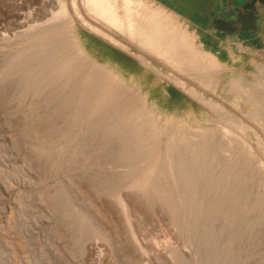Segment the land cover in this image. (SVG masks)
Listing matches in <instances>:
<instances>
[{"label":"rangeland","instance_id":"374dc122","mask_svg":"<svg viewBox=\"0 0 264 264\" xmlns=\"http://www.w3.org/2000/svg\"><path fill=\"white\" fill-rule=\"evenodd\" d=\"M114 1L121 16L123 0ZM127 1L142 16L164 18L144 0ZM83 4L0 0V264H264V120L251 119L259 108L228 86L254 82L264 58L256 68L237 64L228 70L219 63L212 88L129 36V45L137 47L124 51L155 68L160 62L171 72L162 77L174 84L183 79L184 92H196H186L192 101L187 108H165L160 96L147 99L93 48L85 35L92 31L81 20L108 34L110 28ZM53 32L71 37L83 55L58 77L52 70L41 75L37 57L44 36ZM113 32L115 39L128 37ZM101 80L117 88L115 96L93 95L89 86ZM130 100L129 107L139 103L138 108L130 111ZM135 109L154 113L152 121L139 119L145 122L142 134V125L131 118ZM159 128L160 136L152 139L151 131ZM201 131L212 133L213 143L187 161L185 143ZM199 162L202 172L191 177ZM169 191L173 199L165 200Z\"/></svg>","mask_w":264,"mask_h":264},{"label":"bare ground","instance_id":"6f19581e","mask_svg":"<svg viewBox=\"0 0 264 264\" xmlns=\"http://www.w3.org/2000/svg\"><path fill=\"white\" fill-rule=\"evenodd\" d=\"M73 1V0H72ZM120 1V0H119ZM83 5L85 6L86 10L96 19H99L100 21H102V23L104 22L110 29H115V30H121L123 32H125L128 37H132L134 39H136L138 42L141 43V47L143 49H149L152 50L156 55L162 57L165 61H167L168 63L172 64L173 66L179 68L182 72L184 73H193L196 78L200 79V83L202 85H205L207 87H212L215 88L218 84V79L213 78L212 73L219 69L220 65L219 62L216 61V59L211 55V54H207V53H203L200 51H197L196 49H194L191 45L185 44L183 41H181V39H177L176 40V32L174 31V27L173 28H165L163 27L154 17H150V16H142L141 13L139 12V10L135 9L134 7H132L131 3L127 0H123L122 5H121V10L123 12V14L120 16L118 14L119 8H118V4L120 3H115L114 0H83ZM63 5V4H62ZM62 5L60 6V13L61 16H63V12L65 9H63ZM76 10V7H74ZM55 18V17H54ZM64 19V18H63ZM53 20V19H52ZM83 21L84 25H87L88 28H90V30L93 33L99 34L102 37H104L105 39H107L108 41L112 42L115 45L121 46L123 47V44L120 43L117 39H115L112 35L108 34L107 32L103 31L101 28L95 26V25H90L88 22L84 20ZM52 22V21H51ZM162 22V21H161ZM50 23V22H48ZM64 23V22H63ZM61 23V24H63ZM60 24V25H61ZM65 24V23H64ZM49 25V24H48ZM44 28V27H43ZM65 28V27H64ZM69 28V27H68ZM38 30V29H37ZM66 30V29H65ZM69 30V29H68ZM68 32V31H67ZM64 33V32H63ZM62 33V35H60L59 33H50V34H46L44 37H46V41L44 39V43L43 45H41V47L39 48L38 51V56L39 58H41V61L43 66L41 67L42 72L40 73L41 75H43L42 73L46 72V70H52L53 72H55V76L59 75H63V74H67L68 68L75 62L78 61L80 59H82V54L79 51V49L76 48L73 40L71 37H65L64 38V34ZM70 33V32H68ZM37 34V33H36ZM43 37V38H44ZM129 37V39H131ZM38 39V38H37ZM132 40V39H131ZM37 41V40H36ZM42 42V41H40ZM38 44V43H37ZM33 45V44H32ZM30 45V47L32 46ZM35 45V44H34ZM78 46V44H77ZM36 47V46H35ZM36 49H38L36 47ZM126 50V49H125ZM140 50V49H139ZM36 53V52H35ZM142 53V52H141ZM87 54V53H86ZM139 55V54H138ZM134 56V55H133ZM145 56V55H144ZM40 59H37V61H39ZM35 61V63L37 62ZM139 61V60H138ZM40 62V61H39ZM79 62V61H78ZM90 63V62H89ZM83 64V63H82ZM152 64V63H151ZM87 66V65H86ZM75 67V66H74ZM84 68V66H82ZM152 67V65H151ZM39 68V67H38ZM78 68V67H77ZM82 68V69H83ZM40 69V68H39ZM37 69V70H39ZM81 69V68H80ZM152 69H154L155 71H158L156 68L152 67ZM41 71V70H40ZM78 71V69H75V73ZM220 71V70H219ZM218 71V72H219ZM261 75L256 74L255 76V81L254 82H250V83H242L241 79H239L241 82L237 81H232L228 83V86L230 87L229 90L234 89L236 91H238L239 93H242L245 97V100L251 103H253V105L255 106V108H259L257 113L253 114L254 116L251 118L253 120H255L256 122H260L261 120H264L263 118V109L264 108V69L261 68ZM71 72V71H70ZM86 72V71H85ZM98 72V71H97ZM110 72V71H109ZM204 72V75H200L201 73ZM38 73V74H39ZM58 73V74H56ZM74 73V74H75ZM79 73V72H78ZM76 73V75L78 74ZM93 73V72H92ZM53 74V75H54ZM81 74V73H80ZM40 75V76H41ZM45 75V74H44ZM48 74L45 75V77ZM58 75V76H59ZM75 75V76H76ZM82 75V74H81ZM96 75V74H95ZM94 75V76H95ZM50 76V75H49ZM54 76V77H55ZM57 76V77H58ZM164 76V75H162ZM31 77V75H30ZM38 77V76H37ZM73 77V76H72ZM81 77V76H80ZM165 77V76H164ZM163 77V78H164ZM177 76H175L176 78ZM249 77V76H248ZM28 78V77H27ZM50 78V77H49ZM52 78V77H51ZM62 78V77H61ZM74 78V77H73ZM96 78V77H95ZM94 78V79H95ZM239 78V77H238ZM55 79H58L55 77ZM253 79V78H252ZM72 80V79H71ZM81 80V79H80ZM107 80V79H106ZM110 78H108L107 81H109ZM49 81V80H48ZM79 81V80H78ZM83 81V80H82ZM88 81V79H87ZM104 81L102 83V80L99 84H91L89 86L90 91H94L93 95L96 96H100L103 98H110L112 97L116 91L117 88L113 87V86H108V82ZM185 81V80H184ZM247 81V80H246ZM249 81V80H248ZM38 82V81H37ZM71 82V81H70ZM74 82V81H73ZM93 82V81H91ZM226 83V82H225ZM52 84V83H51ZM50 84V85H51ZM79 84V83H77ZM76 84V85H77ZM85 84V83H84ZM83 84V85H84ZM124 84V83H123ZM200 84V85H201ZM244 84V85H243ZM245 84H250L253 89H246L245 88ZM28 85V84H27ZM74 85V84H73ZM75 85V86H76ZM86 85V84H85ZM176 85L182 87L185 89L184 87V83H183V79L182 80H177ZM67 86V85H66ZM71 86V85H70ZM69 86V87H70ZM80 86V85H79ZM127 87V86H126ZM130 87V86H128ZM190 87V86H189ZM80 88V87H79ZM83 88V87H82ZM81 88V90H82ZM139 88V87H138ZM137 88V89H138ZM74 89V88H73ZM88 90V88H85ZM122 89V87H121ZM125 89V88H124ZM134 89V88H133ZM84 90V89H83ZM83 90L81 92H83ZM78 91H80L78 89ZM77 91V92H78ZM85 91V90H84ZM125 91V90H124ZM137 91V90H136ZM186 91V90H185ZM232 91V90H231ZM235 91V92H236ZM88 92V91H87ZM86 92V93H87ZM120 92V91H119ZM118 92V93H119ZM130 92V91H129ZM189 94H195L196 92L192 89H189L186 91ZM226 92V91H225ZM117 93V94H118ZM120 94V93H119ZM131 94V93H130ZM139 94V93H138ZM201 93H199L198 95H200ZM241 94V95H242ZM90 95V94H89ZM92 95V93H91ZM116 95V94H115ZM114 95V96H115ZM128 95V93L126 94V96ZM137 95V94H136ZM140 95V94H139ZM119 96V95H117ZM141 96V95H140ZM130 97V96H129ZM94 98V97H93ZM92 98V102H94L95 100L97 101L96 97L95 99ZM117 98V97H115ZM125 98V97H124ZM134 98V97H133ZM128 99V98H127ZM113 100V98H112ZM115 100V99H114ZM88 101H91L90 99H88ZM110 102V100H108ZM120 101V100H118ZM123 101V98H122ZM121 101V102H122ZM235 101V100H234ZM244 101V100H243ZM131 100L128 102H124L126 107H129ZM134 102V101H133ZM132 102V103H133ZM139 102V101H137ZM99 103V102H98ZM97 103V104H98ZM216 103V102H215ZM215 103L211 104L210 106L216 110H218L219 108H221L220 106L216 105ZM92 103L87 102L86 106L91 105ZM96 104V103H95ZM94 104V105H95ZM97 104L95 106H97ZM103 104V103H102ZM111 104V102H110ZM107 105L108 107L110 106ZM119 104V103H118ZM117 104V105H118ZM134 104V103H133ZM139 103H137V105H132V109L134 108H138ZM250 104V103H249ZM100 105V104H99ZM120 105V104H119ZM118 105V106H119ZM251 105V104H250ZM93 106V107H95ZM103 106V105H102ZM101 106V107H102ZM113 106V104L111 105V107ZM124 106V108H125ZM130 106V107H131ZM142 105H140L141 107ZM99 107V106H98ZM100 107V109H101ZM106 107L103 106V110L106 109L104 108ZM107 107V108H108ZM114 107V106H113ZM129 107V109H130ZM238 107V106H236ZM87 108V107H86ZM89 108V107H88ZM122 108V107H121ZM119 108V109H121ZM143 108V107H142ZM145 108V107H144ZM97 109V107H96ZM100 109H97L98 112L96 113H101L102 110L100 111ZM111 109V108H110ZM109 109V110H110ZM113 109V108H112ZM115 109V108H114ZM113 109V112H114ZM128 109V110H129ZM108 110V109H107ZM127 111V110H125ZM130 111H132L130 109ZM254 111V110H253ZM110 112H112L110 110ZM112 112V113H113ZM120 113V110H119ZM121 113L123 115V113L121 110ZM264 113V112H263ZM118 116L120 114H118V111L116 113ZM115 114V115H116ZM126 114V113H125ZM128 114V113H127ZM132 119L136 118L138 121H136V123L138 122V124L142 127H139L138 133L142 134L143 133V124L145 123H141L146 119H152L153 118V111L152 110H148V109H135L134 112L132 113ZM157 114V113H156ZM155 114V115H156ZM252 114V113H251ZM250 114V115H251ZM250 117V116H249ZM122 118V117H121ZM125 118L127 119L128 117ZM174 118V117H173ZM218 118V117H217ZM227 118V117H226ZM141 119V120H139ZM228 119L231 121H234L235 119L233 118V115H228ZM122 120V119H121ZM129 120V118H128ZM158 120V119H157ZM172 120V119H171ZM131 121V120H130ZM152 121V120H151ZM218 121V120H217ZM225 121V120H224ZM125 122V121H124ZM128 122V121H127ZM172 122V121H171ZM184 122V121H183ZM229 122V121H228ZM264 122V121H263ZM126 123V122H125ZM151 123V122H150ZM130 124V123H128ZM149 124V123H148ZM138 125V126H139ZM146 125V124H145ZM150 125V124H149ZM185 125V124H184ZM113 126V125H112ZM155 126V125H154ZM134 128L137 126H133ZM147 125L145 126L146 129ZM160 127V126H159ZM168 127V126H167ZM192 127V126H191ZM138 128V127H137ZM134 131H136V129ZM154 128V127H153ZM193 128V127H192ZM198 128H202V127H198ZM172 130V128H170ZM189 129V128H187ZM115 130V129H114ZM159 129H154V131H151L150 135L153 136L152 139H154V137H157V134L159 131ZM133 131V132H134ZM168 131V130H167ZM170 131V130H169ZM132 132V131H131ZM132 132V133H133ZM146 132V131H145ZM144 132V133H145ZM171 132V131H170ZM136 133V132H135ZM147 133V132H146ZM164 133V132H163ZM219 133V132H218ZM224 133V132H223ZM170 134V133H169ZM198 135L195 136V138L191 139V141L188 140V142L185 143V149L188 153V157H187V161H191V160H197V156L198 154L203 151L204 149H206L209 145H211L212 142V137L213 134L209 133L208 131H201V132H197ZM159 135V134H158ZM168 135V134H167ZM177 137L180 134H176ZM140 136V135H138ZM146 136V135H145ZM149 136V135H148ZM150 136V138H151ZM160 136V135H159ZM223 137H228V134L224 133L222 134ZM144 137V136H143ZM169 137V135H168ZM141 138V137H140ZM156 139V138H155ZM190 139V138H189ZM150 140V139H149ZM175 140V139H174ZM176 141V140H175ZM228 141L229 140H225ZM145 142V141H144ZM151 142V140H150ZM154 142V141H153ZM178 142V141H177ZM156 144V143H155ZM155 144L153 146H155ZM175 144V143H173ZM152 145V144H151ZM146 146V145H145ZM152 146V147H153ZM173 147V146H172ZM180 147V146H179ZM148 149V148H147ZM234 149V148H233ZM170 150V149H168ZM176 150V149H175ZM174 150V152L176 153V151ZM180 150V149H179ZM166 152V151H165ZM147 154V153H146ZM153 155V154H151ZM148 156V157H153V156ZM175 156V155H174ZM178 156V155H177ZM147 157V158H148ZM184 157V156H183ZM168 158V156H167ZM169 158H171V156H169ZM149 160V159H148ZM148 160L146 159V161L148 162ZM154 160V159H153ZM164 160V159H163ZM185 160V159H184ZM183 160V163H185ZM199 160V159H198ZM201 160V159H200ZM234 159H231L230 161H233ZM152 162V161H151ZM160 162V161H159ZM174 162V161H173ZM179 162V160H178ZM150 163V162H149ZM171 163V162H170ZM153 164V163H152ZM189 164V163H188ZM194 164V163H193ZM201 164L202 162H199V164H197V168H195V170L192 172L190 171L192 174H190L191 177L197 176L198 174H200L201 171ZM148 165V163H147ZM166 165V164H165ZM169 165V164H168ZM167 165V166H168ZM172 165V163H171ZM174 165V164H173ZM187 166V164H185ZM184 165V167H186ZM189 166H191L189 164ZM188 166V167H189ZM149 168H151L148 165ZM192 168V167H191ZM168 169V168H167ZM194 169V168H193ZM164 170V169H163ZM190 170V169H189ZM189 170H187V172H189ZM148 171V170H147ZM145 172V171H144ZM180 172V171H179ZM167 174V173H166ZM168 175V174H167ZM181 175V173H180ZM188 175V174H187ZM147 176V175H146ZM171 176V175H170ZM186 176V175H185ZM179 177V175L177 176ZM181 177V176H180ZM189 177V176H188ZM142 178V177H141ZM181 179V178H180ZM183 179V178H182ZM184 179H186L184 177ZM189 179V178H188ZM163 180V179H162ZM179 181V179L177 180ZM177 181L175 183H177ZM185 181V180H184ZM187 181V179H186ZM190 181V180H189ZM167 182V181H166ZM206 182V181H205ZM204 182V183H205ZM170 183V181H169ZM184 183V182H183ZM194 183V182H193ZM198 183V182H197ZM190 184V183H189ZM217 184V183H216ZM215 184V185H216ZM143 185V184H142ZM156 185V183H155ZM168 185V183H167ZM176 185V184H175ZM187 185V183L184 184V186ZM140 186V185H139ZM170 187V186H169ZM177 187V186H176ZM175 187V189H176ZM199 187V186H198ZM186 188V187H185ZM192 188V187H191ZM202 188V187H201ZM170 189V188H169ZM187 189H188V185H187ZM190 189V188H189ZM197 187L196 184L193 186V188L191 189V193L196 192L197 191ZM211 189V188H210ZM172 191H169V193L165 194L164 193V198L165 200H171L173 199L170 193ZM184 192V190H183ZM186 192V190H185ZM163 193V191H162ZM161 193V194H162ZM179 193V192H178ZM218 193V192H217ZM174 194V193H173ZM199 194V193H198ZM194 195V193H193ZM187 196V195H186ZM162 197V196H161ZM163 198V197H162ZM196 199V198H195ZM172 203V201H171ZM173 204V203H172ZM178 208V207H177ZM178 210V209H177ZM190 211V210H189ZM197 215V214H196ZM203 216V215H202ZM179 218V217H178ZM185 219V218H184ZM205 222V221H204Z\"/></svg>","mask_w":264,"mask_h":264},{"label":"crops","instance_id":"0c3cea01","mask_svg":"<svg viewBox=\"0 0 264 264\" xmlns=\"http://www.w3.org/2000/svg\"><path fill=\"white\" fill-rule=\"evenodd\" d=\"M155 6L164 17L159 23L165 28H173L176 40L181 39L185 44L191 45L197 51L211 54L226 69L233 66L252 65L253 68L264 58V4H256L255 27L252 31L228 32L218 25L228 27H244L246 22H235L237 11L245 0H144ZM110 34H114L110 29ZM90 40L93 36L103 43L118 49L137 63V70L130 71L123 67L118 60H108L122 71L132 82L136 83L147 99L155 101L160 96L165 108H187L190 96L182 87L163 78L162 74L171 76V72L163 70L158 63V71L152 69L153 63L143 57L124 51L123 48H135L129 45V38L116 35L118 41L122 40L128 45L123 47L113 44L99 34L86 31ZM134 55V56H133ZM139 60V61H138ZM152 63V64H151ZM152 65V67H151ZM155 68V67H154ZM175 79V76H174ZM191 100V99H190ZM156 102V101H155Z\"/></svg>","mask_w":264,"mask_h":264},{"label":"water","instance_id":"95a60500","mask_svg":"<svg viewBox=\"0 0 264 264\" xmlns=\"http://www.w3.org/2000/svg\"><path fill=\"white\" fill-rule=\"evenodd\" d=\"M256 4H264V0H245V2L240 6V10L237 11V16L233 24H243L244 22H246V25H244V27H228L224 24L218 25L216 27L222 28L223 30L228 32L252 31L255 27Z\"/></svg>","mask_w":264,"mask_h":264},{"label":"trees","instance_id":"16d2710c","mask_svg":"<svg viewBox=\"0 0 264 264\" xmlns=\"http://www.w3.org/2000/svg\"><path fill=\"white\" fill-rule=\"evenodd\" d=\"M90 41L92 42L93 48L100 53L105 60H118L126 69H129L130 71L137 70V63L118 49L103 43L93 36H90ZM189 103H192L190 99Z\"/></svg>","mask_w":264,"mask_h":264}]
</instances>
